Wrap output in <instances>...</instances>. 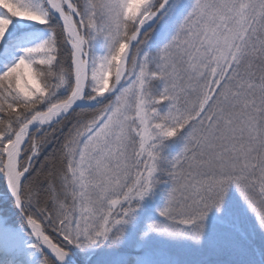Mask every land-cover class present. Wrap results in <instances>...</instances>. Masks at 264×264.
Here are the masks:
<instances>
[{
  "label": "snow or ice",
  "instance_id": "1",
  "mask_svg": "<svg viewBox=\"0 0 264 264\" xmlns=\"http://www.w3.org/2000/svg\"><path fill=\"white\" fill-rule=\"evenodd\" d=\"M0 264H264V0H0Z\"/></svg>",
  "mask_w": 264,
  "mask_h": 264
}]
</instances>
